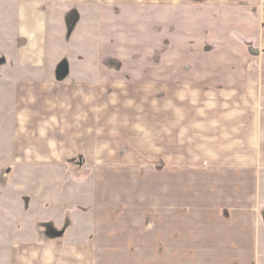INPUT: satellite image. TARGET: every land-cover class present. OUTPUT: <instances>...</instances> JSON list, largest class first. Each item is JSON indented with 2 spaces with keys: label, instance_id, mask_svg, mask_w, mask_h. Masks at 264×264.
<instances>
[{
  "label": "crops",
  "instance_id": "1",
  "mask_svg": "<svg viewBox=\"0 0 264 264\" xmlns=\"http://www.w3.org/2000/svg\"><path fill=\"white\" fill-rule=\"evenodd\" d=\"M0 3L2 64L33 74L15 85L14 163L55 166L65 232L81 226L16 242L10 264H264V0ZM186 167L209 182L186 186Z\"/></svg>",
  "mask_w": 264,
  "mask_h": 264
},
{
  "label": "rangeland",
  "instance_id": "2",
  "mask_svg": "<svg viewBox=\"0 0 264 264\" xmlns=\"http://www.w3.org/2000/svg\"><path fill=\"white\" fill-rule=\"evenodd\" d=\"M4 5L0 3V264H10L11 247L16 242L75 243L80 241L74 236L80 231L81 226L79 223L73 226V223L67 230L68 233L65 232L68 219L74 222L76 213H72L73 208L56 205L60 198H72V192L58 194L52 184V180L56 178L55 166L14 163L15 85L18 79L23 76L30 77L33 74L19 73L11 63L6 62V58H4V65L2 64L1 46L7 42L14 31V10L8 6L10 10L7 14V11H4ZM262 30L264 35V23ZM258 48L255 54L264 56V39L259 43ZM198 64L202 65L201 68L207 67L202 60H199ZM258 66L259 64L255 63L251 66V70H257ZM68 74L69 71L67 73L55 71L56 76H68ZM187 167L185 171L191 174L185 176L186 186L209 182L208 170L197 173L191 170L193 168ZM156 177L159 176L156 175ZM158 185V180H136L139 197L149 198V186L152 191H157ZM80 188L82 198L87 197L90 193L86 191L88 189L83 185ZM134 214L139 216V208ZM84 218L88 220V216ZM189 226V223H186V230Z\"/></svg>",
  "mask_w": 264,
  "mask_h": 264
}]
</instances>
